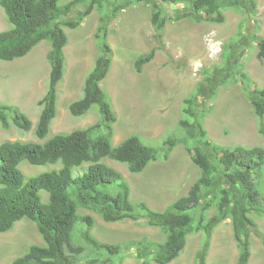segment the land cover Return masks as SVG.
Wrapping results in <instances>:
<instances>
[{
    "label": "rangeland",
    "instance_id": "rangeland-1",
    "mask_svg": "<svg viewBox=\"0 0 264 264\" xmlns=\"http://www.w3.org/2000/svg\"><path fill=\"white\" fill-rule=\"evenodd\" d=\"M64 1L73 4L71 18L82 16L84 4H78L76 0ZM114 1L129 4L113 15ZM221 1L228 5L231 0ZM154 3H158L169 17L161 46L155 38L150 19ZM182 10L183 5L164 4L160 0H107L103 6L96 3L89 15L80 18L78 27H64L69 36L65 47L67 64L58 85L57 116L44 139L36 136L35 128L41 113L38 100L45 95L49 83L47 53L50 42L41 41L24 57L12 61L0 60V101L18 107L33 122L30 131L21 130L14 124L5 129L0 123V144L6 140L45 142L54 134L84 128L102 119L98 104L83 116L73 115L69 104L83 95L84 79L99 54L96 27L100 16L107 14L108 42L113 49V62L101 85L110 96L117 115L113 145L135 134L148 144L162 146L166 139L184 134L178 123L183 117L184 98L193 93L197 109L206 112L204 125L211 141L227 147H264V133L260 131L264 117L254 113L243 77L245 73L251 78V85L264 87V59L257 57L256 39L264 37V0H242L237 7H224L225 21L222 23L197 22L190 17L170 19ZM10 26L0 4V30ZM153 47L158 48L154 59L144 66L142 73L136 72L135 60ZM106 132L102 126L95 135ZM102 161L123 174L130 184V199L133 202L143 200L160 211L187 194L201 174L183 143L174 148L168 160L160 158L152 161L141 173H132L127 164L107 157ZM62 165L61 161L45 165L23 161L20 168L29 178L43 171L60 169ZM87 165L85 163L76 168L74 174L82 173ZM228 185L227 178L220 176L206 197L214 196L218 188ZM259 186L264 195V175ZM237 190V187L233 188L231 207L242 212L244 202ZM41 195L42 200L47 202L49 192L42 190ZM215 211L216 207L211 208L208 216ZM79 214L94 216L95 224L90 232L100 243L121 245V252L112 255L111 262L107 264H139L138 251L147 253L144 257L150 259V264H157L151 259V249L155 243L166 240L167 234L161 228L148 225L145 219L135 221L126 218L119 222H107L95 209L80 208ZM248 215L257 224L251 233L252 256L249 264H264V216L254 212ZM87 228L81 219L77 221L73 243L85 248L77 260L93 263L108 254L105 248H95L87 241ZM204 238L202 232L189 235L180 256L169 264H195L196 252ZM135 239L147 242L135 243ZM32 244L43 245L44 241L36 224L24 218L12 230L0 232V264H12ZM238 253L232 219L226 218L213 230L208 264H235Z\"/></svg>",
    "mask_w": 264,
    "mask_h": 264
},
{
    "label": "trees",
    "instance_id": "trees-1",
    "mask_svg": "<svg viewBox=\"0 0 264 264\" xmlns=\"http://www.w3.org/2000/svg\"><path fill=\"white\" fill-rule=\"evenodd\" d=\"M76 0L84 4L85 10L78 19L71 18L73 4L64 0H0L10 27L0 30V60L12 61L24 57L41 41L48 40L50 49L47 60L50 63L48 88L38 100L41 113L35 134L44 139L50 133L53 119L57 116L58 85L64 77L66 67L65 47L69 36L64 27L76 28L81 17L88 15L96 3L103 6L107 0ZM164 4L183 5L184 10L171 20L190 17L197 22L225 21L224 7H237L242 0H160ZM129 2L114 1L112 14L125 8ZM107 14L101 15L95 31L99 54L83 83L82 97L69 104L73 115L83 116L95 105H99L102 119L84 128L68 133H57L45 142L6 140L0 144V232L12 230L24 218L32 220L43 238L44 244H32L28 251L14 259L12 264H106L112 255L121 252L120 244L100 243L91 235L95 218L91 214H79L80 208L98 210L107 222H119L126 218L135 221L145 219L150 226L161 228L166 240L155 243L151 259L157 264H168L178 258L187 244L188 236L202 232L205 238L196 252L195 264H208V254L213 230L226 218L232 219L233 237L239 254L235 264H249L251 258L250 237L257 226L248 215L254 212L264 216V195L259 184L264 173V147L221 146L208 138L204 125L205 110L197 109L192 93L184 98L183 117L178 127L184 134L166 139L162 146L146 143L138 135H130L118 145L112 144L114 124L117 115L110 96L101 86L112 66L113 49L108 42ZM169 17L163 8L154 3L151 22L159 46L163 45L164 31ZM257 57L264 59V37H257ZM157 47L140 55L134 62L140 73L145 64L155 56ZM247 97L254 113L264 117V87L251 85V78L243 73ZM198 110V111H197ZM0 123L8 129L11 124L24 131H30L33 122L18 107L0 101ZM104 126L106 133L95 135ZM264 133V123L260 128ZM183 143L201 174L191 185L187 194L170 202L163 211L154 209L141 200L130 199L131 187L123 174L103 162L110 158L128 165L132 173H141L158 159L168 160L174 148ZM161 153V156H160ZM23 161L33 165L62 162L60 169L43 171L27 178L20 168ZM88 163L86 170L74 174L76 168ZM230 186L218 188L212 197H206L220 176ZM237 187L243 202L242 212L231 207L233 188ZM49 192L47 202L42 200L41 191ZM216 211L208 216V211ZM87 226L85 236L95 248H105L108 256L96 262H80L77 257L85 248L73 243L77 221ZM243 224V225H242ZM147 242L145 239L133 240ZM264 244V237H262ZM151 248V247H150ZM147 254L138 251L139 264H150Z\"/></svg>",
    "mask_w": 264,
    "mask_h": 264
},
{
    "label": "clouds",
    "instance_id": "clouds-1",
    "mask_svg": "<svg viewBox=\"0 0 264 264\" xmlns=\"http://www.w3.org/2000/svg\"><path fill=\"white\" fill-rule=\"evenodd\" d=\"M123 9H124V8H123ZM90 13H91V12H90ZM90 13H89V14H90ZM89 14H88V15H89ZM5 15H6V14H5ZM6 18H7V17H6ZM150 19H151V18H150ZM98 23H99V22H98ZM151 24H152V22H151ZM166 24H167V23H166ZM97 26H98V25H97ZM152 26H153V25H152ZM153 28H154V27H153ZM96 29H97V27H96ZM67 34H68V33H67ZM109 44H110V43H109ZM158 44H159V43H158ZM111 47H112V46H111ZM151 49H152V48H151ZM151 49H150V50H151ZM157 49H158V48H157ZM157 49H156V52H157ZM150 50H149V51H150ZM149 51H148V52H149ZM148 52H145V53H148ZM143 54H144V53H143ZM141 55H142V54H141ZM155 56H156V53H155ZM155 56H154V57H155ZM138 57H139V56H138ZM112 58H113V57H112ZM153 59H154V58H153ZM153 59H152V60H153ZM152 60H151V61H152ZM151 61H150V62H151ZM150 62H149V63H150ZM66 64H67V62H66ZM147 64H148V63H147ZM145 65H146V64H145ZM145 65H144V66H145ZM92 67H93V66H92ZM143 68H144V67H143ZM91 69H92V68H91ZM91 69H90V70H91ZM142 71H143V70H142ZM109 72H110V71H109ZM140 73H142V72H140ZM101 86H102V85H101ZM75 100H76V99H75ZM73 101H74V100H73ZM29 220H30V219H29ZM112 223H113V222H112ZM198 233H199V232H198ZM193 234H194V233H193ZM187 240H188V239H187ZM250 242H251V237H250ZM186 245H187V244H186ZM237 248H238V247H237ZM238 254H239V253H238ZM208 256H209V254H208ZM251 256H252V252H251ZM250 259H251V258H250ZM170 263H171V262H170ZM249 263H250V261H249ZM106 264H107V263H106ZM168 264H169V263H168Z\"/></svg>",
    "mask_w": 264,
    "mask_h": 264
}]
</instances>
